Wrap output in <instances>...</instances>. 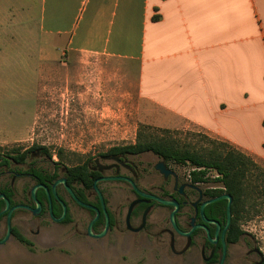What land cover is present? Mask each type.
Wrapping results in <instances>:
<instances>
[{"label":"crops","instance_id":"1","mask_svg":"<svg viewBox=\"0 0 264 264\" xmlns=\"http://www.w3.org/2000/svg\"><path fill=\"white\" fill-rule=\"evenodd\" d=\"M33 11V0H0V106L15 100L18 37L33 36ZM39 23L46 79L57 60L100 63L143 125L264 163V0H40ZM12 136L0 125V145Z\"/></svg>","mask_w":264,"mask_h":264},{"label":"rangeland","instance_id":"2","mask_svg":"<svg viewBox=\"0 0 264 264\" xmlns=\"http://www.w3.org/2000/svg\"><path fill=\"white\" fill-rule=\"evenodd\" d=\"M33 7V36L18 37L15 100L11 96L0 106L2 110L10 106L9 115L0 111V125L6 124L14 133L9 142L0 145V192L21 197L32 187L33 181L27 178L11 184L13 174L29 164L25 161L22 165L18 157L24 150L32 153L41 147L53 162L68 170L88 160L92 162L113 146L164 148L172 151V171L183 178L219 183L226 191L233 189L245 240L248 243L249 236H254L264 256V163L239 155L227 144L200 133L143 125L136 116L132 94L114 77L105 75L100 63L77 68L65 59L57 60L52 75L43 77L40 0H33ZM157 159L150 150L131 159L142 170L137 180L139 188H149L159 181L152 171ZM31 162L44 165L41 160ZM97 187L107 213L123 220L134 198L129 186L111 181L100 182ZM64 199L68 205L65 222L54 223L45 214L16 212L11 221L13 237L0 246V264H184L142 246L139 236L120 235L113 230L100 239L86 236L84 230L92 214L67 196ZM37 226L40 234L34 236L29 229L34 231ZM232 253L242 256L243 245Z\"/></svg>","mask_w":264,"mask_h":264},{"label":"flooded vegetation","instance_id":"3","mask_svg":"<svg viewBox=\"0 0 264 264\" xmlns=\"http://www.w3.org/2000/svg\"><path fill=\"white\" fill-rule=\"evenodd\" d=\"M116 147L126 146H113L95 157L92 162L88 160L82 165L72 167L85 166L88 177L92 180L91 189H86L78 178L74 179L73 182H70L74 190L68 184L67 169L59 167L53 162L52 157L46 152L43 153L41 147L32 153H28L27 150L20 152L18 157L21 164L27 161L29 164L23 171L13 174L11 184L17 179L27 178L33 181V185L21 197L0 192V241L4 239L7 232L9 210L20 206L11 213L9 237L0 246L13 237L14 227L11 225V221L18 211H26L32 216L45 214L54 222L50 213L53 218H59L63 212L62 205H64L66 214L61 222H65L68 218V205L64 196H67L75 205L90 212L91 220L96 216L94 209L98 210V217L90 227L93 235L102 232H105L104 235H106L113 230L120 235L139 236L142 246L162 253L163 256H171L170 260L173 257L184 264H264V256L261 255L257 247L256 238L249 236L247 243L245 234L241 231L238 219L239 208L235 198L219 186V183L196 182L191 178H183L182 175L172 171V161L156 155L158 159L152 165V171L159 176V181L149 188L141 189L137 185V180L140 175H143L142 170L139 171L138 166L131 159L149 150L139 153L111 151ZM36 160H41L44 165L32 164L31 161ZM46 162H50L49 165H46ZM159 163H162L163 173L155 169ZM100 178H124L134 184L136 190L129 182L122 179L101 181H119L129 186L134 198L129 203L123 220L111 217L104 204L108 220L105 225V216L99 199L92 189L94 181ZM35 186L38 187L34 197L40 206L37 215L32 214L36 204L32 199L31 190ZM65 186L71 190L76 200L89 207L77 203ZM224 196H229L230 202ZM91 197H94L95 200L91 201ZM172 201L178 205L174 214V224L178 231L172 225V211L174 210ZM132 203L135 204L129 212ZM90 221L84 230L86 236H88ZM29 232L37 236L40 234V227H35L34 231L29 229ZM240 244L244 247V253L242 256H235L232 251Z\"/></svg>","mask_w":264,"mask_h":264},{"label":"water","instance_id":"4","mask_svg":"<svg viewBox=\"0 0 264 264\" xmlns=\"http://www.w3.org/2000/svg\"><path fill=\"white\" fill-rule=\"evenodd\" d=\"M155 169L158 170L160 173H163L162 163L157 164L156 167H155ZM172 175H173V172H172ZM114 179H119V180L122 179V180H125V181L129 182V183L132 185V188L135 189L134 184H133L130 180H128V179H124V178H100V179H97V180L94 181V183H93V185H92V189H93V191L95 192V194L97 195V197H98V199H99L100 206H101L102 211H103L104 216H105V225H107V221H108V220H107V216H106V214H105V208H104L103 198H102V195H101V193L99 192V190H98V188H97V183H98V182H101V181H110V180H114ZM37 187H38V186H35V187H33L32 190H31V196H32V199L34 200V202H35V204H36V208L32 210V214H33V215H37L38 212H39V210H40L39 203L35 200V197H34V193H35V190L37 189ZM65 188H66V190L68 191V193L74 198V200H75L77 203H79V204H81V205H83V206H85V207H89V206H87V205H84V204L80 203L78 200H76V198H75L74 195L72 194L71 190H70L67 186H65ZM135 190H136V189H135ZM224 197L227 198L228 201L230 202L231 198H230L229 196H224ZM155 199H156V198H155ZM156 200L159 201V202H161V203H164V202H162L161 200H158V199H156ZM134 204H135V203H132V204L130 205L129 210H128L129 212H130V210H131V208L133 207ZM7 205H8V203L6 202V206H7ZM172 206L174 207V210L172 211V219H171V220H172V225H173L174 228L176 229L175 224H174V214H175V212H176V210H177V208H178V205H177V203H176L175 201H172ZM19 207H20V206H18V207H13V208H11V209L9 210L8 215H7V232H6V235H5L4 239H3L2 241H0V245L3 244V243L8 239L9 234H10V222H9V217H10L11 213H12L15 209H17V208H19ZM62 207H63V212H62V214H61V216H60L59 218H57V219L53 218L52 215H51V213H50V217H51V219H52L54 222H61V221L64 219L65 214H66V208H65L64 205H62ZM94 211H95V213H96V216H95V217L90 221V223H89V226H88V233H87V235H88L89 237H91V238L100 239V238H102V237L104 236L105 232H102V233L97 234V235H93V234L91 233V230H90V227H91L92 223H93V222L97 219V217H98V210L94 209ZM176 230H177V229H176ZM135 231H137V230H135ZM177 231H178V230H177ZM185 235L187 236L188 234H185Z\"/></svg>","mask_w":264,"mask_h":264},{"label":"trees","instance_id":"5","mask_svg":"<svg viewBox=\"0 0 264 264\" xmlns=\"http://www.w3.org/2000/svg\"><path fill=\"white\" fill-rule=\"evenodd\" d=\"M152 19L154 20L155 18H152ZM147 150L153 151L156 155H159L167 159L170 162L172 161V151L167 152V150H165L164 148H155V147H150V146L140 147V146H137V144H134L133 146L116 147V148L111 149V151L130 152V153H139V152H143ZM239 155H243V154L240 153ZM67 171H68V176H69V179H68L69 185H70V182H73L74 179L78 178L79 181L85 186L86 189H91L92 180L89 179L85 166L70 168ZM191 180L195 181V179H191ZM70 187L72 188L71 185ZM72 190L74 189L72 188ZM229 190L230 191H227V192L230 193L235 198L236 204L238 206V200H237L238 198L236 194L234 193L232 188H230Z\"/></svg>","mask_w":264,"mask_h":264}]
</instances>
